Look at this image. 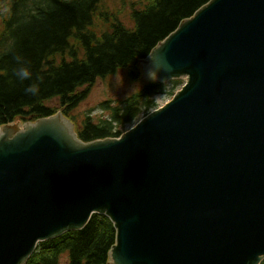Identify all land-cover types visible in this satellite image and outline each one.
Returning a JSON list of instances; mask_svg holds the SVG:
<instances>
[{"label":"water","instance_id":"95a60500","mask_svg":"<svg viewBox=\"0 0 264 264\" xmlns=\"http://www.w3.org/2000/svg\"><path fill=\"white\" fill-rule=\"evenodd\" d=\"M138 65L184 84L118 138L82 142L61 112L0 126V264L93 214L108 264L264 259V0H210Z\"/></svg>","mask_w":264,"mask_h":264},{"label":"trees","instance_id":"16d2710c","mask_svg":"<svg viewBox=\"0 0 264 264\" xmlns=\"http://www.w3.org/2000/svg\"><path fill=\"white\" fill-rule=\"evenodd\" d=\"M107 1L0 0V126L59 111L75 125L69 112L98 79L118 71L141 88L109 119L93 124L86 118L76 126L81 141L118 138L119 127L155 106L153 97L162 85L141 80L138 62L210 0H124L116 9ZM16 56L29 67L31 80L16 77L21 66ZM34 82L39 93L27 94ZM171 83L177 87L182 81ZM115 240L112 222L93 214L83 229L38 243L25 264H61L63 257L66 264H108Z\"/></svg>","mask_w":264,"mask_h":264},{"label":"rangeland","instance_id":"374dc122","mask_svg":"<svg viewBox=\"0 0 264 264\" xmlns=\"http://www.w3.org/2000/svg\"><path fill=\"white\" fill-rule=\"evenodd\" d=\"M121 1L124 0H108L107 5L112 9H116L120 7ZM124 9L127 10V6ZM181 81L182 83L177 87H174L171 82L161 84V90L153 97L155 106L147 112L142 111L133 122L119 127L118 130L121 134L128 132L147 115L168 103L172 99V95L179 91L184 84L183 79ZM140 88L141 83L131 82L125 71H118L113 75L98 79L89 89L85 99L69 112V116L75 122L74 129L76 126H80L86 118H89L93 124L109 119L112 110L120 107L128 97ZM263 262L264 259L260 264ZM61 264H66L65 257L62 258Z\"/></svg>","mask_w":264,"mask_h":264},{"label":"clouds","instance_id":"9594fccd","mask_svg":"<svg viewBox=\"0 0 264 264\" xmlns=\"http://www.w3.org/2000/svg\"><path fill=\"white\" fill-rule=\"evenodd\" d=\"M18 64L21 66L15 70V75L20 81H28L32 79V73L29 69V67L24 66L25 61L22 57L16 56L15 57ZM148 77L151 79V73H148ZM25 92L30 95H37L39 93V84L38 83H30L26 89Z\"/></svg>","mask_w":264,"mask_h":264}]
</instances>
